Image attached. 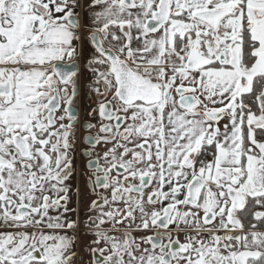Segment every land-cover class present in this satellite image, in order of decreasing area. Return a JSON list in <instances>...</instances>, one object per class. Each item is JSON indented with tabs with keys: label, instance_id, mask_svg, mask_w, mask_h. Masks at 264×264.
Masks as SVG:
<instances>
[{
	"label": "snow or ice",
	"instance_id": "6c2138e0",
	"mask_svg": "<svg viewBox=\"0 0 264 264\" xmlns=\"http://www.w3.org/2000/svg\"><path fill=\"white\" fill-rule=\"evenodd\" d=\"M0 264H264V0H0Z\"/></svg>",
	"mask_w": 264,
	"mask_h": 264
}]
</instances>
